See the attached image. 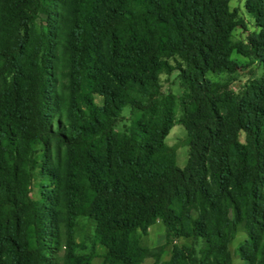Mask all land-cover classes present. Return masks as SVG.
I'll list each match as a JSON object with an SVG mask.
<instances>
[{
	"label": "trees",
	"instance_id": "trees-1",
	"mask_svg": "<svg viewBox=\"0 0 264 264\" xmlns=\"http://www.w3.org/2000/svg\"><path fill=\"white\" fill-rule=\"evenodd\" d=\"M228 2L0 0V264H90L96 252L74 254L80 217L104 240V264H142L156 220L172 247L153 264H231L239 226L241 257L264 264V71L240 96L205 78L232 72L234 50L264 69V0H246L258 32L245 42L231 41ZM173 56L182 169L164 143L176 99L158 81ZM125 106L133 119L117 132Z\"/></svg>",
	"mask_w": 264,
	"mask_h": 264
},
{
	"label": "rangeland",
	"instance_id": "rangeland-1",
	"mask_svg": "<svg viewBox=\"0 0 264 264\" xmlns=\"http://www.w3.org/2000/svg\"><path fill=\"white\" fill-rule=\"evenodd\" d=\"M246 0H229L228 8L235 11L238 25L231 33L232 42H245L246 39L253 33L258 32L255 20L247 13L245 9ZM171 70L169 73L159 75V85L163 94H171L176 99L174 122L164 139L167 146L173 147L175 150V164L178 168L185 167L188 160V137L186 130L182 125L183 111L179 105L180 96L183 92L182 83L179 77L183 68V63L178 56H173L167 59ZM229 61L235 67L232 72H209L205 78L221 84H227L228 88L234 94L240 96L241 91L245 86L258 80L263 74V66L254 58H249L237 53L235 50L231 52ZM93 101L97 106L102 105L103 98L98 95H93ZM119 119L114 125V130L124 132L130 125L133 119L132 110L125 106L119 113ZM240 142H243V134L238 136ZM42 162V157L38 154L35 158V172L33 180L30 184V196L33 199L39 197L40 176L38 174L39 165ZM147 234L142 237L143 243L148 248V255L143 260L142 264H153L157 258L159 262L168 261L171 253L172 245L167 243V230L160 220H156L154 224L147 228ZM73 241L75 244L74 254L77 256L91 255L93 252H99V249L104 242L95 227L85 218L80 217L76 220L73 227ZM248 241V236L239 226L235 232L233 239L228 244V250L231 256V264H248L241 257L240 250ZM177 241H174L176 243ZM62 254V251L60 252ZM90 264H104L102 259L95 254Z\"/></svg>",
	"mask_w": 264,
	"mask_h": 264
}]
</instances>
